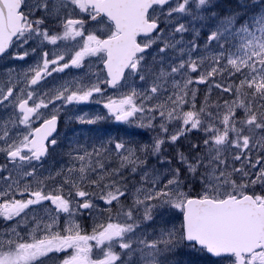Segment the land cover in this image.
<instances>
[{"label":"snow or ice","instance_id":"6c2138e0","mask_svg":"<svg viewBox=\"0 0 264 264\" xmlns=\"http://www.w3.org/2000/svg\"><path fill=\"white\" fill-rule=\"evenodd\" d=\"M0 264H264V0H0Z\"/></svg>","mask_w":264,"mask_h":264}]
</instances>
